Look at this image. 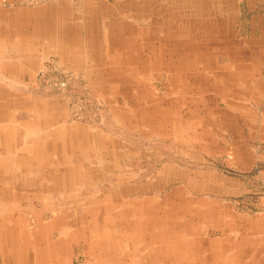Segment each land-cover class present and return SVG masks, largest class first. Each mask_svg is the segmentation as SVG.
<instances>
[{
  "label": "rangeland",
  "instance_id": "374dc122",
  "mask_svg": "<svg viewBox=\"0 0 264 264\" xmlns=\"http://www.w3.org/2000/svg\"><path fill=\"white\" fill-rule=\"evenodd\" d=\"M96 1L0 0V21L11 28L39 19L41 8L70 11L67 20L57 14L67 33L55 30V14L51 27L41 20L35 31L0 32V118L48 126L23 124L8 136L0 127V264L37 256L40 264H264V178L243 175L222 127L226 117L235 121L234 107H255L249 94L264 87V37L248 39L264 0H197L200 11L215 3L241 13L251 46L243 43L225 80L216 69L226 57L170 45L180 16L167 17L162 29L156 12L129 18L148 29L130 51L125 30L98 25L88 35L83 10ZM165 1L153 0V9ZM96 21L111 22L106 14ZM22 37L34 55L17 59L12 46ZM64 126L70 136L68 127L53 132ZM144 213L156 219L145 230Z\"/></svg>",
  "mask_w": 264,
  "mask_h": 264
},
{
  "label": "crops",
  "instance_id": "0c3cea01",
  "mask_svg": "<svg viewBox=\"0 0 264 264\" xmlns=\"http://www.w3.org/2000/svg\"><path fill=\"white\" fill-rule=\"evenodd\" d=\"M99 1L97 0L95 3H92L89 6L86 5L85 6L86 8L83 10V11H87L88 14L90 12V16H89L90 20L87 22V25L84 28V31L87 32L88 35L92 34L93 30L98 31V25H99V30L101 29L102 31L108 30L109 28H112L113 30H117L121 32L125 30V32L129 34V36L127 35L128 38L126 40L130 39L132 41V44L129 48V51H130L134 47V44L139 46L138 42L142 41L137 38L139 33H141L142 35H145L147 34L148 29L146 27H143L144 28L143 30L142 29L138 30L133 25V23L131 24V23L125 22V21H129L128 20L129 18L132 19V22H135L137 18L138 19L143 18V20L145 19L147 20L153 15L154 12H156L158 16L160 17V22L157 26L160 29H162V28H165V24H166L165 22H167V19H168L167 17L169 16L171 17V15L180 16V21L182 22V24H180L179 26L180 30L174 37L169 39L170 45L175 48L187 46L189 50H193L192 48L194 47L195 51L196 50L200 51V47L201 48L205 47V48H208V52H207L208 56L210 52L211 54H213V55H210V57L213 56L214 58L216 55H218L216 56V59H219L223 56L226 57V60L224 59L225 61L223 60V63H222L223 67L216 69L218 70L217 72L224 73V77H223L224 80L231 79V69L234 68V65H237L236 62L233 60V57L235 58L237 55H240V56L242 55V54H239L238 51L242 52L241 50H243V43L247 46L250 45V44L243 42L244 37H243V24H242V19H241V13H239L238 15H235V12L233 13V10L229 8V4H223L224 6L223 9L222 8L216 9L219 6L216 7V4L214 3V7L212 9L209 8L207 11L204 12V11H200L197 8L198 7L197 0H166L165 4L164 2L160 3V8L158 7V10L153 9L154 7H157V5L152 4L153 0H123V2L122 0H116V1L110 0L111 2H113V4L108 5V6L104 5V3L109 4V0L108 2L106 1L99 2ZM222 1H225V0H222ZM185 3L187 7L186 8L181 7L182 4L185 5ZM41 9L42 10L39 11V14L37 17L39 19L34 20L33 18L31 20L30 18H28L27 23H23L21 21L19 22L17 26H15V28L14 27L11 28L7 25V23H3L2 21H0V32L2 33L4 31H8L9 30L8 27L10 29H13V31L11 32H17V31L24 32L28 28H31L32 31H35L39 29L38 25L41 23V20H43L44 23H46L48 27H51L52 24H49V23H51V21H54V20L51 18L50 15L55 14L56 15L55 19L56 20L59 19L60 21L59 26L54 27L55 30L57 32L59 31L60 33H67L68 31L67 27L65 26V23H62L63 22L62 18L64 20H67L65 18V15H69L70 13V11L67 10L68 7L66 4H64V6L56 5V6L46 7L45 9L43 8ZM65 10H67V13ZM57 14L60 15L62 18L61 17L58 18L59 16L57 17ZM102 14L104 16L106 14L107 17L110 18L111 22L105 23V24H100L99 22H97L96 19H98V17L101 18ZM120 14H122V18L124 17L126 19L123 18L122 20L124 21L118 23L117 20L114 18V15H120ZM92 19L94 21H92ZM237 19L239 21L238 29L235 23ZM46 24H42L41 26L45 27ZM123 26L125 27V29ZM72 27L73 26H68V29L71 31ZM75 30H81V29L77 27L75 28ZM248 30L250 32L248 39H250L251 45L255 43L260 44V41L263 39L261 37H264V16L255 18L254 23H251L250 21L248 24ZM256 33H259L260 40H257V38L253 35ZM165 36L164 38H162L165 40H161L160 44L166 45L167 47L169 43L168 38H167L168 36L167 37ZM203 39L205 40L204 42L201 41ZM20 40L21 41L18 45L12 46L15 53L17 54V59L22 58L21 56L25 54L27 55L30 54L31 56L34 55L35 49L34 48L32 49L33 47L32 44L27 43V39L23 37ZM143 41L142 43H145ZM138 46H135L134 48H138ZM196 48H199V49H196ZM3 49L4 47L2 45L1 51H0L1 55L3 53L2 52ZM204 51L205 50H203V52ZM31 56H28L27 59H29V57ZM202 56L204 57V55ZM181 57H182V61L180 60L179 61L181 63L184 62L183 63L184 65L186 63L188 64L195 63V62H187L186 60H184L183 56ZM238 69L239 67L236 68L234 72H236ZM191 71L193 72L194 69H191ZM228 73H230V77H227L229 76ZM180 75H181L180 73L176 72L177 79L181 77ZM166 76L168 78V75ZM193 76L199 77L197 73H194ZM204 76L208 77V71L204 74ZM224 86L225 88H227L229 84L225 83ZM252 86L254 87V85L251 84V88L253 89ZM249 88H246V89H249ZM254 91H255L254 94L252 93H250L251 95L249 94V99L254 100L255 104L257 105H255V107H247L244 105L245 102H243V107H234L233 112L238 113L237 117L239 118V120L237 117H235V114L233 113L232 115H234L235 121L231 120L229 117L228 118L226 117L222 127L226 129L225 133L227 132V134H225L226 136H224V140H225L224 144L227 143L226 141L227 137L230 136L231 146L228 152L230 151L231 153L234 154V157L232 158H235V162L237 161L239 163V161H243V163H241V166H240L241 168L243 167V175L250 174L251 172L255 170L254 179L257 182H259L258 180H262L264 178V175H263L264 174V152H263V149H264L263 148L264 147V87H263V84L260 83L259 85V83H257ZM243 97H244V94H243ZM8 120L10 121L12 120L13 123L16 122V120H13V119L8 118ZM32 122L35 124V127L37 129L39 128L45 129L46 127L48 128V126L42 125L39 121H36V120L31 121L30 119H27L26 121L19 120L16 122V125L12 126V125H9L10 123L8 121L3 122L2 118H0V123H1L0 127L5 129L3 131L4 132L3 134L5 136H8L9 129L11 130L14 127L17 129V128H20L21 126L26 125L27 123L33 124ZM65 127H68L70 132H66ZM54 130H58V132H61V131L66 132V134H68L69 136L72 133L71 127L69 126H64V128L58 127V129H53V132H55ZM50 133L52 132L50 131ZM66 137L67 136L63 134L64 142H66ZM238 144H239V149L233 148V147H237ZM242 145L243 147H241ZM235 153H237V155ZM65 156H68V155H65ZM69 158H71V156H69ZM261 200L262 199H260L259 201L261 202ZM142 219L146 220L144 228H143L144 230L146 229V226H147L146 224L148 222L151 224V220H156L155 218L153 219L151 216H149L148 213L147 214L144 213V216ZM160 220L162 221V219ZM147 235L149 236V238L152 239L153 236H155L156 238L158 235H160V233L148 232ZM191 240L195 241L193 237L191 238ZM194 243H199V242L198 240H196ZM183 244L184 243L182 242V245ZM41 250L43 251V249ZM48 251L49 253H51L50 248L48 249ZM35 252L36 250H34V253ZM37 255H40V254L37 253ZM34 261L36 262L35 264H40L39 263L40 259L38 258V256H37V259L33 260L32 264H34ZM26 264H31V262L26 263Z\"/></svg>",
  "mask_w": 264,
  "mask_h": 264
}]
</instances>
